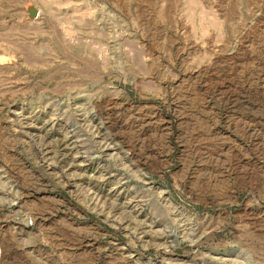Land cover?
Segmentation results:
<instances>
[{"label": "rangeland", "instance_id": "1", "mask_svg": "<svg viewBox=\"0 0 264 264\" xmlns=\"http://www.w3.org/2000/svg\"><path fill=\"white\" fill-rule=\"evenodd\" d=\"M0 264H264V0H0Z\"/></svg>", "mask_w": 264, "mask_h": 264}]
</instances>
